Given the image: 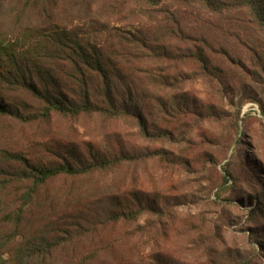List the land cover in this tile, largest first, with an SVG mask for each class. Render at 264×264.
I'll return each mask as SVG.
<instances>
[{
	"label": "rangeland",
	"instance_id": "1",
	"mask_svg": "<svg viewBox=\"0 0 264 264\" xmlns=\"http://www.w3.org/2000/svg\"><path fill=\"white\" fill-rule=\"evenodd\" d=\"M147 7L141 0L0 3V37H18L27 29L58 22L81 30L85 39L103 42L94 29L102 31L101 24H109L127 36L139 29L176 53L132 57L135 66L148 70L145 75L178 80L169 86L154 79L148 85V135L133 118L53 114L33 124L0 118V159L9 152L34 166H53L69 148L87 159L101 154L132 157L107 171L48 181L30 210L32 223L36 219L42 225L31 229L28 223V231L57 223L75 236L45 264H264L261 29L246 11L211 15L175 0ZM201 49L212 66L227 71L212 75L204 70L198 57H192ZM180 93L188 94L192 111L167 114L162 103ZM15 98L30 107L27 112L40 107L30 96ZM9 203L10 210L17 207L13 197ZM128 206L151 211L134 222L113 221L112 214ZM254 207L259 211L253 213ZM71 217H79L77 227Z\"/></svg>",
	"mask_w": 264,
	"mask_h": 264
},
{
	"label": "trees",
	"instance_id": "2",
	"mask_svg": "<svg viewBox=\"0 0 264 264\" xmlns=\"http://www.w3.org/2000/svg\"><path fill=\"white\" fill-rule=\"evenodd\" d=\"M163 1L141 0L144 7H156ZM175 1L218 16L246 11L264 37V0ZM41 11L47 14L46 9ZM47 26L27 29L14 38L0 37V118L9 117L22 124L44 122L53 114L70 119L94 115L105 119L133 118L141 132L148 135V85L154 79L160 85L169 86L178 80L169 76H147L148 70L143 65L141 68L135 66L132 57L176 55L171 46L159 44L158 40L151 39L139 29L130 31L127 36L123 30L109 24H101L102 31L94 29L95 35L101 33L99 36L104 38L103 42L99 36H96L99 42L85 39L81 30L68 29L58 22L47 23ZM168 30L172 33L182 31ZM169 31H166L168 35L171 34ZM114 39L116 42L112 41ZM222 51L228 59V52ZM255 53L260 55L257 51ZM192 57H198L196 59L203 69L212 75L216 71L222 74L227 71L226 67L212 66L211 59L202 49ZM262 69L264 72V66ZM19 95L30 96L40 107L36 112L32 109L27 112L30 107L15 98ZM161 107L167 114L192 111L187 93L173 94L171 101L163 102ZM69 149L62 151L65 155L53 166H34L22 156L9 152L0 159V264H45L55 249L75 238L57 223L44 226L42 231H28L27 224L33 229L37 221L35 219L32 223L30 210L39 190L48 181L59 176L79 177L107 171L132 159L131 156L107 154L87 159ZM12 197L17 207L10 210L11 204L6 205V201ZM126 209L114 212L113 221L134 222L143 212L151 211L146 206L139 209L128 206ZM258 211L259 207L252 210L253 213ZM69 219L75 227L77 222L80 223L79 217ZM39 223L34 228L42 225ZM260 245L264 248V237ZM153 262L165 264L163 260ZM239 264L247 263L242 261Z\"/></svg>",
	"mask_w": 264,
	"mask_h": 264
}]
</instances>
